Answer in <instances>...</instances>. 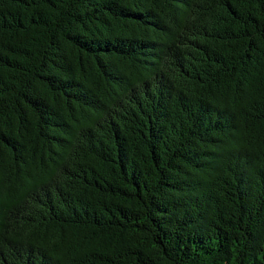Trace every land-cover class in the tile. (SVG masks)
<instances>
[{"label":"trees","instance_id":"trees-1","mask_svg":"<svg viewBox=\"0 0 264 264\" xmlns=\"http://www.w3.org/2000/svg\"><path fill=\"white\" fill-rule=\"evenodd\" d=\"M0 264H264V0H0Z\"/></svg>","mask_w":264,"mask_h":264}]
</instances>
